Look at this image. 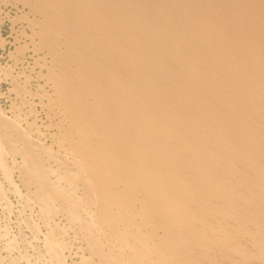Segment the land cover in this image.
Returning a JSON list of instances; mask_svg holds the SVG:
<instances>
[{
	"label": "bare ground",
	"instance_id": "6f19581e",
	"mask_svg": "<svg viewBox=\"0 0 264 264\" xmlns=\"http://www.w3.org/2000/svg\"><path fill=\"white\" fill-rule=\"evenodd\" d=\"M9 2L55 128L2 70L21 106L0 110V175L40 258L264 264V0Z\"/></svg>",
	"mask_w": 264,
	"mask_h": 264
},
{
	"label": "rangeland",
	"instance_id": "374dc122",
	"mask_svg": "<svg viewBox=\"0 0 264 264\" xmlns=\"http://www.w3.org/2000/svg\"><path fill=\"white\" fill-rule=\"evenodd\" d=\"M25 12H27V8L22 5L15 6L11 5L9 0H0V110L5 113L7 118H11L13 114L11 109L21 106L20 98L16 97L11 81L2 75V70L7 69V73L11 72L9 75L12 74V77L15 76L23 80L30 76L27 80V89L31 95L28 101L34 114L33 117L29 116L27 119L29 122L34 121L40 131L49 135L55 132V128L50 125L47 110L43 106L42 99L37 96L38 90L41 89L40 87L44 85V82L39 75L41 69L35 65V59L42 57V54L34 53L31 46H27L22 51V55L20 54L22 62L16 64L12 58L19 43L26 42L28 44L29 42L27 37H23L21 42H18L19 35L22 34L20 33L22 27L25 36L30 34V31L26 28L25 23L21 26L15 21L18 15ZM43 72L44 70H42ZM23 80H20L19 83ZM45 89L47 88L45 87ZM21 109H24L22 111L24 112L28 110V106H22ZM46 144L49 145V141H46ZM0 181L6 190L5 201L0 200V264H55L49 263L50 261H47L45 255L40 258V254L44 253L42 235L39 236L40 238L36 237L26 226L28 220H38L35 209L31 206H25L19 197L10 191L8 184L3 181L1 175ZM13 181L24 194L25 190L19 183L17 173L13 175ZM58 218L60 219H57V222L62 221L61 217ZM74 252L72 248L70 253L65 254L66 264H80L79 258Z\"/></svg>",
	"mask_w": 264,
	"mask_h": 264
}]
</instances>
